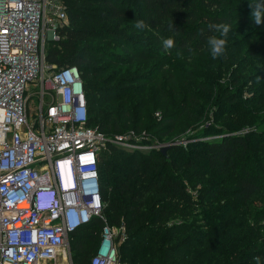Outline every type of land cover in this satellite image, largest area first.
<instances>
[{
    "label": "trees",
    "instance_id": "trees-1",
    "mask_svg": "<svg viewBox=\"0 0 264 264\" xmlns=\"http://www.w3.org/2000/svg\"><path fill=\"white\" fill-rule=\"evenodd\" d=\"M62 1L68 24L60 30L62 38L47 45L45 62L77 67L86 126L106 134L123 132L128 122L137 130L142 120L130 97L145 84L157 85L171 58L205 52L208 38L216 34L209 25L230 24L227 40L239 34V26L251 25L252 33L227 44L238 49V43L247 56L264 54V23L257 26L251 18L254 0ZM140 20L143 29L136 27ZM169 37L175 45L165 51L162 41ZM132 65L137 70L133 75L109 71L110 66ZM165 82L173 84L171 73ZM195 99L190 93L182 101ZM216 104L215 113L225 111L221 122L229 127L209 126L187 153L179 145L165 153L116 145L101 152V214L111 226L123 224L127 235L117 249L118 264H264V201L252 213L237 211L238 204L264 195V115H257L264 108V79L238 82L228 75L216 92ZM187 113L183 104L143 128L166 136ZM239 128L249 130L234 134ZM214 173L226 177L210 181ZM100 226L94 219L70 234L74 264L86 262Z\"/></svg>",
    "mask_w": 264,
    "mask_h": 264
},
{
    "label": "built area",
    "instance_id": "built-area-1",
    "mask_svg": "<svg viewBox=\"0 0 264 264\" xmlns=\"http://www.w3.org/2000/svg\"><path fill=\"white\" fill-rule=\"evenodd\" d=\"M67 24L62 0H0V264H74L70 234L94 219L84 264H118L125 230L101 214V152L156 147L143 131L86 126L77 67L45 62Z\"/></svg>",
    "mask_w": 264,
    "mask_h": 264
},
{
    "label": "rangeland",
    "instance_id": "rangeland-1",
    "mask_svg": "<svg viewBox=\"0 0 264 264\" xmlns=\"http://www.w3.org/2000/svg\"><path fill=\"white\" fill-rule=\"evenodd\" d=\"M256 2L257 0H254L250 2L249 5ZM251 31H254L251 25L243 24L238 27L239 34L228 38L227 43H231L234 41L235 37L246 35V33ZM260 32L261 30H258L250 38L245 47L250 45ZM229 45L230 44L226 45L224 54L216 59L212 58L210 48L201 54L181 55L171 58L166 66L167 71L164 72V75L160 76V81L157 85L145 84L141 92L130 97L132 103H135L136 111L134 114L142 120L141 125L136 130L137 132H145L143 128L146 125L145 123H156L164 114L176 113L179 107L183 104L188 108V113L180 117L178 123L170 134L158 137L154 130L151 132L146 131L144 133L145 140L142 144L154 145L156 146L155 149H133L136 150L135 152L145 150L160 151L164 148L165 153L168 148L179 145L184 149L183 153H187V150L191 145H194V142L200 141L204 138L201 134L204 133L205 129L209 126L211 127L210 129L213 127H229L223 125L221 122L223 121L222 119L225 115V111L222 112V114L215 113L218 106L216 104V92L218 91V88H222L228 75H232L238 82L246 81L248 79H251L252 82H257L264 79V54L247 56L244 53V48H240L238 43V49L233 45ZM112 49L117 50L118 48L113 47ZM230 56L233 57L232 60H229ZM111 70L116 72L119 71L118 75L126 76L136 74L137 72L134 65L130 68L110 66L109 71ZM167 72L172 74V85L165 82V74H167ZM199 83H202L205 88L197 86ZM228 88L231 89V85H229ZM190 93L195 94V97H198V99H195L193 102L185 101L184 103L182 101L184 95H190ZM32 105L33 104L31 103L30 106ZM116 105L117 103H114L111 107H115ZM102 108H105V105H103ZM257 115H264V108L258 109ZM217 119H220V121ZM129 129H131L130 122H128L127 126L123 129V132ZM259 129L258 131H261ZM248 130V128H239L234 130L233 133L243 134ZM112 165L115 168L121 166L116 163ZM224 177H226V174L221 175L214 173L208 176V179L210 181H217ZM261 201H264V195L258 194L246 204H238L237 211L245 214L252 213L255 206L261 204ZM126 236L127 235L125 234V237ZM120 244L121 242H117V248Z\"/></svg>",
    "mask_w": 264,
    "mask_h": 264
},
{
    "label": "clouds",
    "instance_id": "clouds-1",
    "mask_svg": "<svg viewBox=\"0 0 264 264\" xmlns=\"http://www.w3.org/2000/svg\"><path fill=\"white\" fill-rule=\"evenodd\" d=\"M251 8V18L254 21L255 25L259 26L264 23V0H257L256 3L250 4ZM136 27L138 29H143L145 27V23L143 20L136 22ZM210 29L213 30L215 35H212L208 38V45L210 48V52L213 59H216L224 54L226 45H227V36L231 30V25L220 22L209 25ZM163 48L165 51L173 48L175 42L173 38H165L162 41ZM257 262H259L260 257L255 258Z\"/></svg>",
    "mask_w": 264,
    "mask_h": 264
},
{
    "label": "water",
    "instance_id": "water-1",
    "mask_svg": "<svg viewBox=\"0 0 264 264\" xmlns=\"http://www.w3.org/2000/svg\"><path fill=\"white\" fill-rule=\"evenodd\" d=\"M164 151H165V149H164V148H162V149L160 150V152H161V153H164Z\"/></svg>",
    "mask_w": 264,
    "mask_h": 264
}]
</instances>
